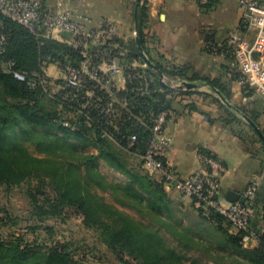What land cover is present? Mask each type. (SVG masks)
<instances>
[{
	"label": "trees",
	"instance_id": "16d2710c",
	"mask_svg": "<svg viewBox=\"0 0 264 264\" xmlns=\"http://www.w3.org/2000/svg\"><path fill=\"white\" fill-rule=\"evenodd\" d=\"M259 1L264 4V0ZM214 4L216 0L199 6L208 10ZM147 15L145 5L141 16L144 45L150 33L146 25ZM0 25V32L8 42L0 60V187L27 184L33 216L42 223L62 218L68 209L74 210L82 217L84 227L97 233L99 241L123 264H132L125 258L135 264H187L177 249L198 254L199 261L190 264H264V187H259L253 201L246 202L257 212L250 220L249 233L234 234L223 216L213 213L209 220L197 210L196 216H192L194 219H189L195 225L192 228L181 221L176 222L180 217L177 205L165 187L141 168V157L147 152L152 137L151 119L172 109L175 95L181 93L162 87L158 73L146 68L136 72L153 76L152 88L156 91L140 96L136 90L141 82L137 80L128 83L124 90L114 91L129 102L127 109L116 105L117 117L102 113L95 106L83 109L87 104L84 96L76 100L65 99V92L54 91L52 81L44 72L45 64L80 68V52L61 42L37 39L29 30L1 13ZM240 31L245 32L243 22ZM115 43L130 52L123 59L124 64L138 59L135 42L125 43L117 39ZM6 63L27 73L28 81H19L6 73L3 70ZM168 63L161 54L154 62L163 76L205 84L225 100L232 98L231 90L222 80L201 77L189 66L178 67ZM228 70L232 80L241 83V76L231 65ZM39 79L44 81L43 85ZM28 82H34L36 86H30ZM63 85L64 82L60 81L57 89ZM242 87L244 97L254 95V90L246 85ZM68 91L72 92L71 89ZM168 95H173V98L169 99ZM99 97L104 105L110 101L105 91H101ZM261 104V101H255L236 106L235 110L226 108L222 122L249 151L259 145L258 153L264 158L263 142L252 128L246 131L244 127L248 124L245 125V121L237 116L239 113L257 124L262 112L256 107ZM105 132L115 141L103 137ZM133 136L137 140L130 147L129 141ZM249 138L250 143L247 141ZM25 144L35 146L47 156L35 157L26 150ZM132 160L139 161V164L135 166ZM100 162L123 175L127 182H116L106 177L100 170ZM104 195H108L113 204ZM121 208L136 212L148 224L126 214ZM47 231L51 229L47 228ZM161 231L169 235L179 248L171 245ZM250 234L257 236L255 248L244 244V237ZM0 264L77 262L70 244L31 247L18 239L0 240Z\"/></svg>",
	"mask_w": 264,
	"mask_h": 264
},
{
	"label": "built area",
	"instance_id": "2783aa9c",
	"mask_svg": "<svg viewBox=\"0 0 264 264\" xmlns=\"http://www.w3.org/2000/svg\"><path fill=\"white\" fill-rule=\"evenodd\" d=\"M192 1L206 6L211 0ZM72 2L73 0H57L56 3L49 4L44 0H0V13L29 30L37 39L54 40L79 51L82 56L80 68H62L55 64L65 75L61 80L64 85L57 91L65 92L67 100L84 96L87 104L83 109L95 106L96 110L117 117L119 112L116 105L127 109L129 102L114 91L124 90L128 83L137 80L141 84L136 93L145 96L156 91L152 88L154 78L136 72L148 68L140 57L129 64L123 63L130 52L115 43L120 34L113 21L101 19L95 22L71 8ZM239 4L244 10L245 32L231 34L228 39L212 44L209 52L214 57L228 59L231 67L241 76V85L254 90L253 96L244 99L248 103L253 102L257 95L264 96V4L259 0H240ZM7 45V38L0 32V60ZM144 50L153 63L159 60L157 39L152 33L147 36ZM51 65L45 64L44 72ZM3 70L19 81H28L29 75L15 70L10 63L4 64ZM39 81L44 84L41 79ZM120 81L123 83L122 87L119 85ZM162 82L175 93L186 92L183 87L185 81L163 76ZM28 84L36 86L34 82ZM101 91H105L110 97L106 105L99 97ZM168 98L172 99L173 95H168ZM173 116L174 112L170 108L151 119L152 137L147 152L141 157L142 170L168 191L176 192L182 199H192L195 209L205 218L211 220L212 214L217 213L224 217L232 233H249L250 220L257 212L246 202L254 200L262 178L257 177L247 187L242 195L246 200L244 203H230L222 195L221 180L226 169L213 157L201 155L202 169L186 178L181 177L166 162L172 145L166 128ZM103 137L115 141L107 132ZM136 140V136L131 137L130 147ZM252 238L257 236L246 235L244 244Z\"/></svg>",
	"mask_w": 264,
	"mask_h": 264
},
{
	"label": "crops",
	"instance_id": "0c3cea01",
	"mask_svg": "<svg viewBox=\"0 0 264 264\" xmlns=\"http://www.w3.org/2000/svg\"><path fill=\"white\" fill-rule=\"evenodd\" d=\"M56 1L44 0L49 4ZM239 1L216 0L213 7L202 10L191 0H144L148 10L147 29L156 37L159 52L168 64L189 66L201 77L220 79L232 92L230 101L205 84L196 83V90L179 92L181 94L173 99L174 116L166 128L172 140L166 162L186 178L202 169L201 155L213 157L226 169L221 180L224 198L228 192L242 196L257 177L262 178L260 187H264V158L258 153L259 146L249 151L222 122L226 108L235 110L236 106L251 102L244 101L241 83L233 81L228 73L230 61L209 52L212 44L241 33L244 10ZM136 5L137 0H73L70 6L95 22L113 21L118 27L119 39L132 43L136 37ZM119 85L123 86L122 81ZM256 108L262 112L259 125L264 123V103ZM257 245V238H252L245 246L255 248Z\"/></svg>",
	"mask_w": 264,
	"mask_h": 264
},
{
	"label": "rangeland",
	"instance_id": "374dc122",
	"mask_svg": "<svg viewBox=\"0 0 264 264\" xmlns=\"http://www.w3.org/2000/svg\"><path fill=\"white\" fill-rule=\"evenodd\" d=\"M197 5L199 6V4ZM149 32L151 33V30ZM46 73L48 78L52 81L54 90H57V84L65 77L64 72L57 66L51 65L46 69ZM255 100L256 102L261 101L264 103V96L257 95ZM245 125H247V123ZM263 125V122L258 125L262 133H264ZM247 126L244 127L246 131L251 128ZM247 141L250 143L251 138ZM24 146L26 150L35 157L45 158L47 156V154L39 152L36 147L31 144H25ZM132 162H134L133 164L135 166L139 164L137 160H132ZM100 170L106 177L113 181L127 182V179L123 175L110 170L104 162H100ZM49 194H51V192ZM169 195L171 198H174L172 199L177 205V215L180 216L176 222L178 223L181 221L183 224L195 228V225L189 221L190 218H192V220L194 219L192 216H196L193 200L182 199L176 192H170ZM104 196L109 203L113 204V201L108 195ZM121 210L133 218L142 220L145 224H148V221L142 219L136 212L126 208H121ZM33 212L34 208L27 196V184L11 187L1 186L0 240L8 242L20 239L23 245L31 247H51L55 246L57 243L70 244L72 249L75 250V260L77 264H123L117 256L111 254L99 241L97 233L87 230L84 227L82 217L74 210L68 209L65 211L62 218L46 220L43 223L37 217L33 216ZM47 228H50L51 231L48 232ZM161 232L171 245L177 247L176 242L173 241L169 235L165 234L163 231ZM177 252L184 256L187 264L197 260L199 261L197 253H187L183 252L181 249H177ZM125 261H130L132 264H135V262L129 258H125Z\"/></svg>",
	"mask_w": 264,
	"mask_h": 264
},
{
	"label": "water",
	"instance_id": "95a60500",
	"mask_svg": "<svg viewBox=\"0 0 264 264\" xmlns=\"http://www.w3.org/2000/svg\"><path fill=\"white\" fill-rule=\"evenodd\" d=\"M143 7H144V0H137V5H136V9H135V26H136L135 43L137 46L138 55L143 60V62L147 65L148 68H150L153 71H155L156 73H158L159 81H160L162 87L167 89L169 87L162 82L163 74L158 71L156 65L148 58V56L146 55L145 50H144L143 30H142V23H141V16H142ZM183 87L186 89V91H190V90H196L198 88V85L196 83L185 81ZM237 114L239 116V113H237ZM239 117H241L257 133L260 140L264 144V135H263L262 131L259 129L258 125L255 124L254 122H252L251 120L247 119V118H243L242 116H239ZM225 198L230 203H235V202L244 203L246 201L243 196L236 194L234 192H228Z\"/></svg>",
	"mask_w": 264,
	"mask_h": 264
}]
</instances>
